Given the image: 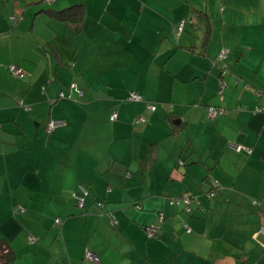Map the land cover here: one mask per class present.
Returning <instances> with one entry per match:
<instances>
[{
    "label": "crops",
    "instance_id": "0c3cea01",
    "mask_svg": "<svg viewBox=\"0 0 264 264\" xmlns=\"http://www.w3.org/2000/svg\"><path fill=\"white\" fill-rule=\"evenodd\" d=\"M72 85L83 97L60 98ZM256 201L264 0H0V240L12 264H96L87 249L98 264H264Z\"/></svg>",
    "mask_w": 264,
    "mask_h": 264
},
{
    "label": "built area",
    "instance_id": "2783aa9c",
    "mask_svg": "<svg viewBox=\"0 0 264 264\" xmlns=\"http://www.w3.org/2000/svg\"><path fill=\"white\" fill-rule=\"evenodd\" d=\"M46 1H50V0H46ZM184 24H185L184 22L181 23L180 31L183 30V28H184ZM227 54H228V51H224V52L220 55V60H221V61H224V60L227 58ZM9 71H10V73H11L14 77H18V78H23V77H24V72H23V70H22L21 68L17 67V66H14V65L10 66ZM223 87H224V86L222 85L221 90H223ZM73 90H76V91H77V93H78V98H77V100H80V99L83 97V91L78 90L77 87H76V85H72V86L70 87V93L62 92V93L60 94V98H62V99H68V98H71V92H72ZM128 100H129V101H135V102H142V101H143V97H142L138 92L133 91V92L130 93ZM150 109L154 110L155 107L151 106ZM221 112H222V111H221ZM208 113H209V116H210V117H216V116L218 115V110H217L216 108H209V109H208ZM117 118H118V115H117V113L115 112V113H113V115L111 116V121H112V122H115V121L117 120ZM145 122H146V120H145L144 118H142V117H140V118H138V119L135 120V123H145ZM62 124H63L62 121H55V120L51 121V122L47 125V131H48V133L53 132V130H54L56 127H58V126H60V125H62ZM233 147L235 148V150H236L237 152H240V151L243 149V148L238 147V146H233ZM215 184H216L217 186H219V183H218V182H216ZM89 194H90V192H89L87 186L84 185V184H81V185L79 186L78 191L74 194V199H75V201H76V203H77V206H78L79 208H81V209L84 208L85 201H86L87 197L89 196ZM214 195H215L214 193L211 194V196H214ZM196 200H197V204H200V203H199V200H198L197 198H196ZM191 201H192V198H190V197H186V196H185V202H186L187 204H189ZM175 202H176L175 200H172L170 204L173 205V204H175ZM256 204H257V205H258V204H259V205H264V201L261 202V203L258 202V201H256ZM15 210H16V212H20V210H22V208H21V207H17ZM58 222H60V220H59ZM117 224H118V222H117L116 220H113L112 225H113V226H117ZM188 231L190 232L189 229H188ZM146 232H147V236H148V238H152V237L157 236L158 229H157V227H155V226H153V225H150V226H147V227H146ZM37 240H38V238H36V237H34V236H30L29 239H28V241H29L30 243H34V242H36ZM85 259H86L87 261H90V262H93V263H96V264L100 263V258H99V256H98L95 252H93L92 250H89V249L86 250V253H85Z\"/></svg>",
    "mask_w": 264,
    "mask_h": 264
},
{
    "label": "trees",
    "instance_id": "16d2710c",
    "mask_svg": "<svg viewBox=\"0 0 264 264\" xmlns=\"http://www.w3.org/2000/svg\"><path fill=\"white\" fill-rule=\"evenodd\" d=\"M72 8H74V9H76V8H78V6H75V7H72ZM72 8H68V9H65V10H61L60 12H57L56 13V15H58V16H60V17H65V15L69 12V11H71L72 10ZM10 66H12V65H9L8 66V71H9V68H10ZM14 66H17V65H14ZM17 67H19V66H17ZM20 68V67H19ZM22 69V68H21ZM23 70V69H22ZM10 72V71H9ZM23 72H24V76H25V71L23 70ZM12 75V74H11ZM13 76V75H12ZM14 77V76H13ZM14 78H16V79H18V80H22L23 78H18V77H14ZM63 92H65V91H63ZM216 182H218L219 183V181H213L212 182V188H211V190L207 193L208 194V196H210V197H214V196H211V194H215V191H216V188H219L220 187V184H219V186H217L215 183ZM14 259H15V254H14V251H13V249H12V247L10 246V244L6 241V240H4V239H1L0 240V264H12L13 263V261H14Z\"/></svg>",
    "mask_w": 264,
    "mask_h": 264
},
{
    "label": "rangeland",
    "instance_id": "374dc122",
    "mask_svg": "<svg viewBox=\"0 0 264 264\" xmlns=\"http://www.w3.org/2000/svg\"><path fill=\"white\" fill-rule=\"evenodd\" d=\"M69 88H70V87H69ZM65 92H66V93H70V89H67V91H65ZM23 112L26 113L24 109H23Z\"/></svg>",
    "mask_w": 264,
    "mask_h": 264
}]
</instances>
